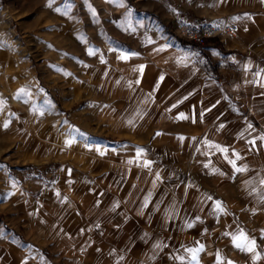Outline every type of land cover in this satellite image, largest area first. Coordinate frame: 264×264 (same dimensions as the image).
<instances>
[{
	"label": "crops",
	"instance_id": "obj_1",
	"mask_svg": "<svg viewBox=\"0 0 264 264\" xmlns=\"http://www.w3.org/2000/svg\"><path fill=\"white\" fill-rule=\"evenodd\" d=\"M182 2L178 27L231 22L236 32L198 45L170 38L152 23L146 40L123 51L129 73L119 76L109 68L99 75L96 68L86 109L95 117L94 128L69 137V164L60 166L53 187L41 190L34 208L40 218L20 182L0 175V211L10 224V231L0 225L1 264H51L32 256L34 247H53L63 264H143L142 255L131 252L142 230L137 202L124 192L136 185L131 162L150 158L179 174L214 165L218 188L211 201L220 206L215 215L227 220L216 225L215 243L201 244L195 261L189 250L200 244L171 247L173 264H218L217 255L219 264H264V0ZM188 183L186 194L195 196L185 195L181 206L203 203L202 185ZM105 194L118 200L106 201ZM203 219L202 208L179 217L185 231L175 237L189 239L195 230L203 240ZM238 228L255 242L254 251L234 245Z\"/></svg>",
	"mask_w": 264,
	"mask_h": 264
},
{
	"label": "rangeland",
	"instance_id": "obj_2",
	"mask_svg": "<svg viewBox=\"0 0 264 264\" xmlns=\"http://www.w3.org/2000/svg\"><path fill=\"white\" fill-rule=\"evenodd\" d=\"M182 3L0 0V175L20 182L39 218L41 211L34 208L40 202L41 190L53 187L60 166L69 164V137L76 138L94 128L95 117L86 110L93 89L89 83L91 74L96 68L99 75L106 74L109 68L119 76L124 70L129 73L124 66L126 59L119 57L127 56L123 51L129 52L137 42L146 40L152 23L161 26L170 38L181 39L176 31L181 19L178 6ZM85 79L88 84L79 82ZM156 162L157 158L131 162L137 169L136 185L130 190L125 187L124 194L137 202L142 227L140 241L131 245V252H139L143 264H173L168 252L171 247L184 241L196 247L213 244L217 240L213 234L216 225L227 220L215 215L217 204L209 199L214 198L213 190L218 188L214 165H204L197 173L179 174L176 167L161 169ZM31 180L37 181V186H28ZM189 180L202 185L203 203L181 206L185 195L192 199L195 196L184 190ZM3 191L0 180V200ZM103 197L110 202L118 200L108 194ZM199 208L204 213V239L196 237L195 230L189 231L193 234L189 239L175 237V232L185 231V222L179 217L189 218ZM7 219V212L0 211V225L10 231ZM33 221L24 224L28 226ZM260 229L264 230V226ZM241 231L249 238L240 228L235 236ZM31 250L32 256L63 264L56 260L53 247Z\"/></svg>",
	"mask_w": 264,
	"mask_h": 264
},
{
	"label": "built area",
	"instance_id": "obj_3",
	"mask_svg": "<svg viewBox=\"0 0 264 264\" xmlns=\"http://www.w3.org/2000/svg\"><path fill=\"white\" fill-rule=\"evenodd\" d=\"M237 25L234 23L215 24L211 21H203L199 24H181L177 28V36L187 42L198 45L216 37L236 32Z\"/></svg>",
	"mask_w": 264,
	"mask_h": 264
},
{
	"label": "snow or ice",
	"instance_id": "obj_4",
	"mask_svg": "<svg viewBox=\"0 0 264 264\" xmlns=\"http://www.w3.org/2000/svg\"><path fill=\"white\" fill-rule=\"evenodd\" d=\"M57 11H59L58 9H57ZM245 15H247V14H245ZM234 19H240V17H235ZM90 54H92L91 52H90ZM120 59H127L128 57L127 56H124V55H121L120 57H119ZM142 67V66H141ZM0 103H2V102H0ZM179 118H184L182 115L179 117ZM7 125H5V127H6ZM251 127V126H250ZM158 135H159V133H157ZM262 139H264V138H262ZM73 141H71V140H69V141H67V143L68 144H71ZM140 152H142V149L141 150H139ZM222 151H227V149H222ZM102 155H103V153H101ZM138 154H139V152H138ZM239 157L237 156V159H238ZM147 163V162H146ZM232 163L233 164H235V162L234 161H232ZM245 169H242V168H236V171H244ZM209 199H211L210 197H209ZM217 207L219 208L220 206H219V203L217 202ZM226 235H227V233H226ZM233 243H234V245L237 247V248H240L241 250H246V251H248V252H252V251H254V249H255V242L254 241H249L248 240V238L245 236V234L241 231L240 232V234L238 235V236H233ZM203 250V246L201 245L199 248H197V249H195V250H189V251H191L192 252V260L193 261H195L196 260V254L198 253V252H200V251H202ZM255 258H259V257H255ZM222 258L219 256V255H217V261H218V264H219V261L221 260ZM228 264H231V262L229 261L228 262Z\"/></svg>",
	"mask_w": 264,
	"mask_h": 264
}]
</instances>
